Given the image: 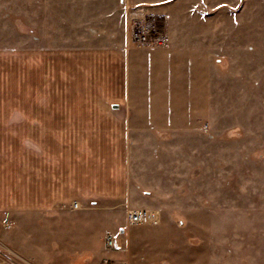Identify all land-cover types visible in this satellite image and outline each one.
I'll return each mask as SVG.
<instances>
[{"label":"rangeland","instance_id":"obj_1","mask_svg":"<svg viewBox=\"0 0 264 264\" xmlns=\"http://www.w3.org/2000/svg\"><path fill=\"white\" fill-rule=\"evenodd\" d=\"M135 17L167 43H137ZM172 24L183 31L179 45H207L205 100L175 127L156 129L159 141L130 144L125 127L117 142L108 114L125 120L134 99L123 93L117 47L128 38L137 49H168ZM0 163L2 263L264 264V0H0ZM44 168L50 187L69 172L71 186L124 197L18 205L14 183ZM191 183L228 184L238 197L209 201L196 218L178 201L173 217L154 209L157 223H127L141 203L134 190Z\"/></svg>","mask_w":264,"mask_h":264},{"label":"crops","instance_id":"obj_2","mask_svg":"<svg viewBox=\"0 0 264 264\" xmlns=\"http://www.w3.org/2000/svg\"><path fill=\"white\" fill-rule=\"evenodd\" d=\"M175 27L176 25L174 24L170 26L172 43L168 49H137L130 45L128 38L119 43L117 48L122 52L124 51L127 63L126 70L128 71L127 76H125L126 86L123 93L128 96L130 95L131 98L133 96L134 99H130L127 103V116L125 120L115 119L111 112L108 114L115 128L112 137L116 141L123 139V137L118 135L117 128L123 132L122 129L125 127L130 132L128 134V142L130 144L146 141L153 142V140L159 141L160 137L163 136H156L154 134L156 129L175 127L181 122L183 117L188 118L189 110L196 108L198 110L200 108L197 105L203 104L206 91H199L198 82L199 79L203 83L207 80L208 70L206 69V60H208L210 52L207 50L206 44L193 40H187V44L179 45L177 43L178 33L183 31H178ZM118 108L119 105L112 104V109L117 110ZM96 115V113H93L92 118L99 116ZM46 165L44 164L43 166ZM0 166L5 168V165L2 163H0ZM1 171L0 175L4 174ZM43 171L45 174L41 176L37 173H31L26 185L24 180L22 182V179L14 183L13 188L18 205L37 208L49 206L55 201L63 199H85L92 195L116 196V198L124 197L123 191H120L119 188H106L98 192L91 186L85 187L77 184L71 186V180L75 181V179L70 178L69 172L63 173L61 180L53 179L55 183L61 182L60 186L50 187L48 183L51 174L46 168ZM93 180L92 178H87L86 182ZM1 183L2 180H0ZM3 190L2 184L0 191ZM182 190L189 191V193L180 192ZM134 191L138 193L137 195L141 199V203H137L136 207L157 209L165 217L175 216L172 206L178 201H180V204L188 203L191 207L192 211H190L193 213L192 215L196 218L198 216V208L202 209L205 203L210 204L209 201H212V203L218 201L222 204L224 202L228 204L232 198L238 197V194L230 193V186L228 184L223 183L174 184L168 187L165 185H155L149 189H142L141 192H138V190ZM3 198L0 194V201ZM9 259L12 263L7 262L4 258L5 262L3 264H18L16 259L13 260L12 257Z\"/></svg>","mask_w":264,"mask_h":264},{"label":"built area","instance_id":"obj_3","mask_svg":"<svg viewBox=\"0 0 264 264\" xmlns=\"http://www.w3.org/2000/svg\"><path fill=\"white\" fill-rule=\"evenodd\" d=\"M143 20V19H142ZM132 29H131V36L134 40L137 41L139 44H146L149 43V39H153L152 44L158 45H165L168 41V38L165 34H160L159 31H156V27L153 25L152 21H140L137 17H135L132 21ZM156 29V30H155ZM155 32V33H153ZM153 33L155 35L150 34ZM78 204L74 203L73 207H77ZM159 220V212L154 209H147V208H135L129 210L127 212V223L128 224H154L157 223ZM2 225L5 228H10L11 223L7 220L2 221ZM104 243L107 247L111 248L115 246V236L113 234H106L104 237ZM4 249L5 247L0 245V249ZM2 249V250H3ZM13 253V252H11ZM1 254V252H0ZM16 257H19L14 253ZM4 260V259H3ZM0 264H3L0 260ZM28 264H31L30 262Z\"/></svg>","mask_w":264,"mask_h":264}]
</instances>
